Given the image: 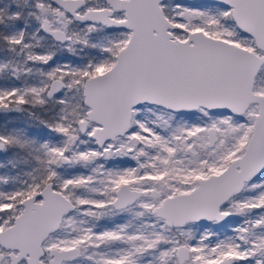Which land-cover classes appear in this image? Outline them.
<instances>
[{
  "label": "snow or ice",
  "instance_id": "1",
  "mask_svg": "<svg viewBox=\"0 0 264 264\" xmlns=\"http://www.w3.org/2000/svg\"><path fill=\"white\" fill-rule=\"evenodd\" d=\"M0 264H264V0H0Z\"/></svg>",
  "mask_w": 264,
  "mask_h": 264
}]
</instances>
